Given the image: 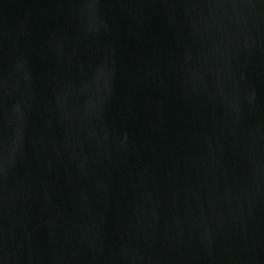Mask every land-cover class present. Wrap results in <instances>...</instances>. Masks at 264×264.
Here are the masks:
<instances>
[{"label": "water", "instance_id": "1", "mask_svg": "<svg viewBox=\"0 0 264 264\" xmlns=\"http://www.w3.org/2000/svg\"><path fill=\"white\" fill-rule=\"evenodd\" d=\"M0 264H264V0H0Z\"/></svg>", "mask_w": 264, "mask_h": 264}]
</instances>
